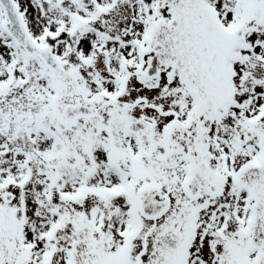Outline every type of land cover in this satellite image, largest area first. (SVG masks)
Returning a JSON list of instances; mask_svg holds the SVG:
<instances>
[{"label":"snow or ice","instance_id":"snow-or-ice-1","mask_svg":"<svg viewBox=\"0 0 264 264\" xmlns=\"http://www.w3.org/2000/svg\"><path fill=\"white\" fill-rule=\"evenodd\" d=\"M0 264H264V0H0Z\"/></svg>","mask_w":264,"mask_h":264}]
</instances>
